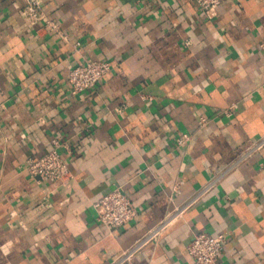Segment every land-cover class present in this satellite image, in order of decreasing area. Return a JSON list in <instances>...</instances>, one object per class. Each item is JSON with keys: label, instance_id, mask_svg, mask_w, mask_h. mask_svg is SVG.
I'll list each match as a JSON object with an SVG mask.
<instances>
[{"label": "crops", "instance_id": "0c3cea01", "mask_svg": "<svg viewBox=\"0 0 264 264\" xmlns=\"http://www.w3.org/2000/svg\"><path fill=\"white\" fill-rule=\"evenodd\" d=\"M38 2L30 22L0 0V264H110L145 238L124 264H191L202 232L225 236L218 264H264V148L247 155L264 137V0L212 18L191 0ZM87 60L111 72L73 95ZM55 140L66 185L27 171ZM116 189L136 217L110 231L94 205Z\"/></svg>", "mask_w": 264, "mask_h": 264}, {"label": "built area", "instance_id": "2783aa9c", "mask_svg": "<svg viewBox=\"0 0 264 264\" xmlns=\"http://www.w3.org/2000/svg\"><path fill=\"white\" fill-rule=\"evenodd\" d=\"M195 2L199 9L207 16L214 17L219 6L224 0H191ZM26 6L23 14L30 22L43 20V14L40 11L38 0H25ZM53 28L51 24L48 26ZM64 39L65 36L61 35ZM112 64L108 61H85L83 64L73 68L69 73V86L73 95L80 94L84 91L94 89L104 78L111 72ZM225 116H231L232 110H226L222 113ZM209 122V119L201 118L200 128H204ZM193 135L183 134L178 140L179 144L185 145L192 140ZM54 147L47 152L39 160H29L27 171L33 177L42 183L59 182L66 185L71 178V171L60 153L61 144L59 141L53 142ZM264 148V137L256 141L248 150L247 155ZM211 185L204 187L201 192L191 201H196L201 195L210 190ZM97 214V220L103 224L108 230L113 231L123 229L136 217V210L121 189H116L94 205ZM184 209H177L178 215ZM159 229V228H158ZM159 230L153 233L158 234ZM152 233V234H153ZM148 238L138 242L133 248L124 252L110 264H124L129 261L132 255L139 250ZM226 238L223 235L218 237L210 236L207 233H199L194 235L188 247V252L192 257L191 264H218L222 257L224 242Z\"/></svg>", "mask_w": 264, "mask_h": 264}]
</instances>
